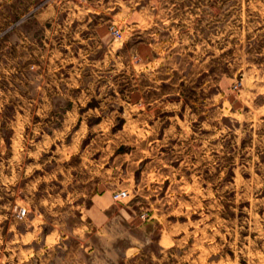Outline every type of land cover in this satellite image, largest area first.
I'll return each instance as SVG.
<instances>
[{"label":"rangeland","instance_id":"1","mask_svg":"<svg viewBox=\"0 0 264 264\" xmlns=\"http://www.w3.org/2000/svg\"><path fill=\"white\" fill-rule=\"evenodd\" d=\"M48 5L31 90L23 66L0 75V231H49L74 197L126 189L143 264H264V0H34L25 16Z\"/></svg>","mask_w":264,"mask_h":264},{"label":"crops","instance_id":"2","mask_svg":"<svg viewBox=\"0 0 264 264\" xmlns=\"http://www.w3.org/2000/svg\"><path fill=\"white\" fill-rule=\"evenodd\" d=\"M33 1L0 0V30L18 20L0 40V75L9 76L23 66L24 76L27 75L24 83L28 90H31L32 84L26 68L32 58L37 59L40 66L41 53L45 54V50L38 48L39 56L32 57V32L37 30L39 36H46L47 20L58 15V8L48 5L25 16ZM82 7L79 10L83 11L82 17L72 16L71 19L80 22L88 17L89 11L96 13L92 6ZM101 27L104 32V25ZM11 91L9 88L1 89L3 106L9 104ZM3 92L8 99H3ZM38 97L24 102L33 108L32 114L45 116L46 102ZM76 107L72 102L68 103L64 123H71L74 116L79 115ZM6 117H11L8 112ZM47 136L39 132L35 143L39 154L48 147ZM49 138L51 144L57 142L54 135H49ZM37 148H26L24 154L31 155ZM72 149L67 151L66 158L73 155ZM83 195H80L81 198L74 197L76 201H72L61 221L49 231H0V264H143L146 258H153V253L148 251L150 244H147L151 231H146L144 221L128 204L113 201L111 194L106 192L88 194L87 199H83ZM160 240L158 238L157 245Z\"/></svg>","mask_w":264,"mask_h":264},{"label":"built area","instance_id":"3","mask_svg":"<svg viewBox=\"0 0 264 264\" xmlns=\"http://www.w3.org/2000/svg\"><path fill=\"white\" fill-rule=\"evenodd\" d=\"M115 34H119V31L117 29L113 30ZM129 195L128 191L126 189L117 191L113 194V199L120 200L122 198H126ZM25 214L24 208L17 209V215L22 217Z\"/></svg>","mask_w":264,"mask_h":264}]
</instances>
